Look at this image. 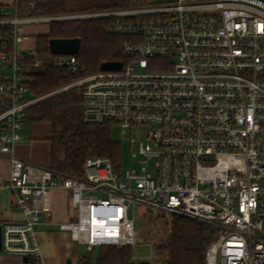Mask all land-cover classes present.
Returning a JSON list of instances; mask_svg holds the SVG:
<instances>
[{
	"label": "built area",
	"instance_id": "2783aa9c",
	"mask_svg": "<svg viewBox=\"0 0 264 264\" xmlns=\"http://www.w3.org/2000/svg\"><path fill=\"white\" fill-rule=\"evenodd\" d=\"M128 6L28 15L35 2L0 0L13 51L0 57V155L10 161L7 189L22 213L1 227L2 248L42 264L36 226L52 214L51 193L69 192L72 220L59 228L88 251L149 244L137 227L150 205L216 228L206 264H264V0H130ZM104 19L126 36L120 70H99L51 93L32 96L24 74V25ZM53 63L78 72L75 54ZM81 87L87 123L146 126L140 170L123 172L109 157L86 158L81 176L57 172L14 153L27 109ZM136 139L130 137V143Z\"/></svg>",
	"mask_w": 264,
	"mask_h": 264
},
{
	"label": "trees",
	"instance_id": "16d2710c",
	"mask_svg": "<svg viewBox=\"0 0 264 264\" xmlns=\"http://www.w3.org/2000/svg\"><path fill=\"white\" fill-rule=\"evenodd\" d=\"M34 1L35 6L25 11L28 15L53 14L73 11L95 10L128 6L130 0H23ZM104 19L52 22L47 34L37 36L36 58H26L25 81L32 96L51 93L77 78L97 72L104 61L124 58L120 44L126 36L105 31ZM12 27L2 28L0 57L13 51ZM77 39L80 41L76 56L80 70L71 72L66 67L53 63L56 54L50 51V39ZM3 82L0 69V83ZM28 121L51 123L49 168L72 176L83 174V165L88 157H109L116 168L122 159V146L113 138L112 123L91 124L84 120L83 94L81 87L49 96L27 109ZM1 133V129H0ZM163 214V213H162ZM166 216L163 214L162 216ZM164 236L154 245L155 262L136 261L131 246L116 248L101 246L98 262L102 264H206V250L216 239L212 225L183 215H173L166 222Z\"/></svg>",
	"mask_w": 264,
	"mask_h": 264
},
{
	"label": "crops",
	"instance_id": "0c3cea01",
	"mask_svg": "<svg viewBox=\"0 0 264 264\" xmlns=\"http://www.w3.org/2000/svg\"><path fill=\"white\" fill-rule=\"evenodd\" d=\"M40 24H45V26L43 27ZM49 26L48 23L24 25L26 37L19 44V48L23 51L36 49L37 36L47 34ZM37 27H41V30H37ZM31 36H33L32 39H30ZM21 133L23 141L14 145V153L24 160L48 166L51 151L49 141L51 123L47 121H28L26 119ZM9 177V158L0 155V228L8 221L22 219V213L16 203L15 195L6 187ZM51 208L52 214L50 216L40 213V221L36 226V233L43 254L42 264H102L98 262L101 247H98V254L92 256L91 253L97 247L92 251H88L85 246V249H81L80 246L82 245L72 238L69 231L59 228V222L72 220L76 216L75 209L69 203V192L54 190L51 193ZM0 264L32 263L23 257L6 252L0 246Z\"/></svg>",
	"mask_w": 264,
	"mask_h": 264
},
{
	"label": "rangeland",
	"instance_id": "374dc122",
	"mask_svg": "<svg viewBox=\"0 0 264 264\" xmlns=\"http://www.w3.org/2000/svg\"><path fill=\"white\" fill-rule=\"evenodd\" d=\"M97 10V9H95ZM43 27L45 24H40ZM37 30H41V27H37ZM33 36L30 37L32 39ZM29 124V123H28ZM146 126H136L132 132H123L122 128L117 123H112V135L113 138L120 142L122 146V159L120 168L123 172L128 169L140 170L142 164L139 161V155L134 156L137 153V146L140 141L146 139ZM130 137L136 139L135 143H130ZM166 216L163 218V214ZM173 215L164 211L153 208L150 205L138 206L137 208V227L149 244H138L132 246L133 257L135 260L155 262L156 257L154 253V245L160 238L164 236L167 230L166 222L172 218ZM81 249H85L84 246H80ZM99 248L97 247L91 254L97 255Z\"/></svg>",
	"mask_w": 264,
	"mask_h": 264
},
{
	"label": "water",
	"instance_id": "95a60500",
	"mask_svg": "<svg viewBox=\"0 0 264 264\" xmlns=\"http://www.w3.org/2000/svg\"><path fill=\"white\" fill-rule=\"evenodd\" d=\"M50 51L53 54H75L80 47V41L77 39L60 40L52 38L49 41ZM123 63L121 61H104L100 65V70H120ZM2 233L0 228V246H1ZM28 260L27 257L24 258ZM70 263V261H69Z\"/></svg>",
	"mask_w": 264,
	"mask_h": 264
}]
</instances>
